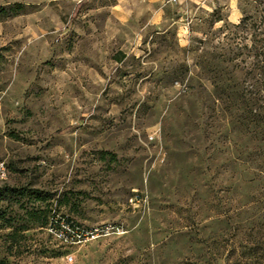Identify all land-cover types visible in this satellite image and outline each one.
Wrapping results in <instances>:
<instances>
[{"label":"rangeland","instance_id":"rangeland-1","mask_svg":"<svg viewBox=\"0 0 264 264\" xmlns=\"http://www.w3.org/2000/svg\"><path fill=\"white\" fill-rule=\"evenodd\" d=\"M134 5L0 0V264H264V200L233 182L212 96L219 54L251 67L264 0H162L157 22ZM30 209L121 231L69 245Z\"/></svg>","mask_w":264,"mask_h":264},{"label":"trees","instance_id":"trees-1","mask_svg":"<svg viewBox=\"0 0 264 264\" xmlns=\"http://www.w3.org/2000/svg\"><path fill=\"white\" fill-rule=\"evenodd\" d=\"M240 48L230 49L233 57H226V53L219 54L214 70L212 96L221 111L229 112L236 131L234 155L230 160L235 171L233 182L255 187L259 195H253L252 191L249 196L264 200V38L257 40L254 35L250 46L244 45L243 48L248 51L253 61L251 67L245 71L237 64L232 66V71L236 69L242 73L241 78H237L231 71H224L223 67L218 66L231 63ZM243 138L246 143L241 142ZM15 194L40 198L37 190L31 191L27 188L17 189ZM26 213L30 216L29 220L33 221L35 210L30 209ZM61 220L75 223L69 217L60 216L55 209L49 212L46 219L40 221L37 217L32 223L40 222L46 229L49 224L58 226ZM6 228H12V225L7 224ZM26 229H29V225L23 226V230ZM16 234L17 230L14 228L6 236L13 238Z\"/></svg>","mask_w":264,"mask_h":264},{"label":"built area","instance_id":"built-area-1","mask_svg":"<svg viewBox=\"0 0 264 264\" xmlns=\"http://www.w3.org/2000/svg\"><path fill=\"white\" fill-rule=\"evenodd\" d=\"M7 176V164L3 159H0V181H4ZM46 229L49 233L56 235L60 242L69 245L85 243L97 237L106 236L111 233H119L121 231L119 226L113 224H103L84 228L72 222L68 223L65 220H61L58 226L49 224ZM66 258L68 262L73 260V256L71 255Z\"/></svg>","mask_w":264,"mask_h":264},{"label":"crops","instance_id":"crops-1","mask_svg":"<svg viewBox=\"0 0 264 264\" xmlns=\"http://www.w3.org/2000/svg\"><path fill=\"white\" fill-rule=\"evenodd\" d=\"M160 2H162V0H135L134 7L128 8V9H123V14L126 17H128L134 11L139 12L137 10V7L143 6V7H146L147 8V12H149L150 14H152V17L150 19V22H157L158 19L161 18L162 17V14H163L161 8L158 9V6H157V5H159Z\"/></svg>","mask_w":264,"mask_h":264}]
</instances>
